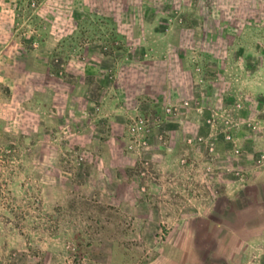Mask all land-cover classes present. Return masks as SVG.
<instances>
[{
	"label": "rangeland",
	"instance_id": "rangeland-1",
	"mask_svg": "<svg viewBox=\"0 0 264 264\" xmlns=\"http://www.w3.org/2000/svg\"><path fill=\"white\" fill-rule=\"evenodd\" d=\"M0 264H264V0H0Z\"/></svg>",
	"mask_w": 264,
	"mask_h": 264
},
{
	"label": "crops",
	"instance_id": "crops-1",
	"mask_svg": "<svg viewBox=\"0 0 264 264\" xmlns=\"http://www.w3.org/2000/svg\"><path fill=\"white\" fill-rule=\"evenodd\" d=\"M218 237H219V238H222L223 236L219 234Z\"/></svg>",
	"mask_w": 264,
	"mask_h": 264
},
{
	"label": "trees",
	"instance_id": "trees-1",
	"mask_svg": "<svg viewBox=\"0 0 264 264\" xmlns=\"http://www.w3.org/2000/svg\"><path fill=\"white\" fill-rule=\"evenodd\" d=\"M260 195L262 194V192L259 193Z\"/></svg>",
	"mask_w": 264,
	"mask_h": 264
}]
</instances>
